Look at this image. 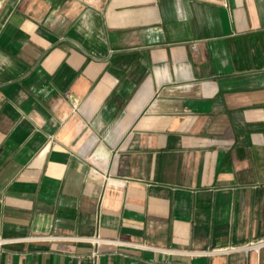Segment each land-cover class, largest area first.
I'll return each instance as SVG.
<instances>
[{"label": "crops", "instance_id": "0c3cea01", "mask_svg": "<svg viewBox=\"0 0 264 264\" xmlns=\"http://www.w3.org/2000/svg\"><path fill=\"white\" fill-rule=\"evenodd\" d=\"M263 239L264 0H0V264Z\"/></svg>", "mask_w": 264, "mask_h": 264}, {"label": "built area", "instance_id": "2783aa9c", "mask_svg": "<svg viewBox=\"0 0 264 264\" xmlns=\"http://www.w3.org/2000/svg\"><path fill=\"white\" fill-rule=\"evenodd\" d=\"M264 247V239L263 240H258L256 242H251L249 244H246L243 249L249 251V250H252V249H259V248H262ZM239 248L236 247V246H231V247H228V248H219V249H215V251H225V252H233V251H236L238 250Z\"/></svg>", "mask_w": 264, "mask_h": 264}]
</instances>
